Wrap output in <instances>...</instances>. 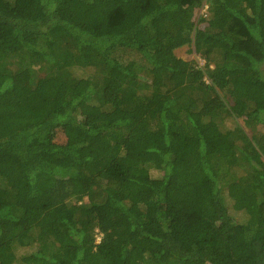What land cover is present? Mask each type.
I'll return each mask as SVG.
<instances>
[{
  "label": "trees",
  "instance_id": "obj_1",
  "mask_svg": "<svg viewBox=\"0 0 264 264\" xmlns=\"http://www.w3.org/2000/svg\"><path fill=\"white\" fill-rule=\"evenodd\" d=\"M0 264H264V0H0Z\"/></svg>",
  "mask_w": 264,
  "mask_h": 264
},
{
  "label": "rangeland",
  "instance_id": "obj_2",
  "mask_svg": "<svg viewBox=\"0 0 264 264\" xmlns=\"http://www.w3.org/2000/svg\"><path fill=\"white\" fill-rule=\"evenodd\" d=\"M201 8H199V12H200ZM174 54L176 57L182 59V60H185V61H191V60H195L198 64V66H202L203 65V60L196 54H191V53H188V47L185 46V47H181L177 50L174 51ZM73 74L75 76H82V77H85V76H88V71H80V70H75L73 72ZM240 125H243V122L241 119L239 120H236ZM232 122L229 120V121H226L225 123V126H228L229 124H231ZM65 140V135L63 134V132L61 130H56L54 132V141L56 143H62L63 141ZM152 174H155L154 172H152ZM233 216L234 218H237V221L241 222L244 220V217H241L239 215H237V213L233 212ZM97 239H96V243H98L99 241V235L97 234L96 235Z\"/></svg>",
  "mask_w": 264,
  "mask_h": 264
}]
</instances>
